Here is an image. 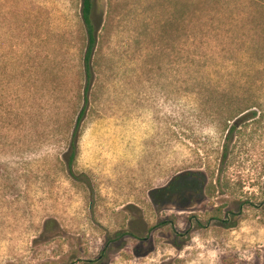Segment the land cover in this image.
Here are the masks:
<instances>
[{"label":"rangeland","instance_id":"374dc122","mask_svg":"<svg viewBox=\"0 0 264 264\" xmlns=\"http://www.w3.org/2000/svg\"><path fill=\"white\" fill-rule=\"evenodd\" d=\"M261 2L95 0L72 177L81 0H0V264H264ZM195 10L207 17L184 39L178 18ZM235 94L262 115L219 171L226 132L210 114ZM189 171L200 195L174 181Z\"/></svg>","mask_w":264,"mask_h":264},{"label":"trees","instance_id":"16d2710c","mask_svg":"<svg viewBox=\"0 0 264 264\" xmlns=\"http://www.w3.org/2000/svg\"><path fill=\"white\" fill-rule=\"evenodd\" d=\"M264 6V2H261ZM95 7V0H81V20L85 28L86 32V51L84 53L83 61H84V74H85V87L83 92L84 97V106L80 111L79 115L76 118V121L72 127L69 141H68V149L64 154V160L66 162V168L70 176H74V165L77 160L78 155V144L80 139V131L81 125L86 117V108L89 101V94L92 88V81L94 78L93 71V60L95 56V50L98 44V31L93 23V10ZM197 10V9H196ZM195 10V13L189 15L180 14L177 23L180 26H183L185 23H189L190 25L183 26L184 39H194L195 31L190 29L192 26V22H194V28L199 24L201 26V22L206 19L207 15L200 14L198 15V11ZM189 28V29H188ZM181 38V40H184ZM197 57L194 54L191 63L196 62ZM183 62H181L182 64ZM187 63V62H186ZM213 87V86H212ZM223 92V91H221ZM241 95H232L229 98H226L223 103V107H215L214 110L210 114V118L212 120L213 125L223 126L222 131L226 132L224 145L222 147L221 154V163L219 167V171L226 164L229 155L231 154V143L235 137V132L240 127L241 123H258L260 121L261 115L258 117L259 104L256 103L255 99H246L242 98ZM215 106V105H214ZM226 108V109H223ZM259 112H261L259 110ZM174 181L179 183V185L186 186L188 190L185 192L187 194L200 195V188L205 185V178L203 173L201 172H192L189 171L187 173H183L182 175H178L174 178ZM195 188H192L194 187ZM198 187V189L196 188ZM221 222H225L222 219H218ZM230 227H234L230 226Z\"/></svg>","mask_w":264,"mask_h":264}]
</instances>
